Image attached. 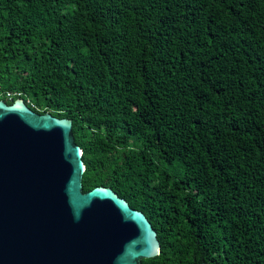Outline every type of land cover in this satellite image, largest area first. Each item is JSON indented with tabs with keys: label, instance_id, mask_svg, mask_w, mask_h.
<instances>
[{
	"label": "trees",
	"instance_id": "obj_1",
	"mask_svg": "<svg viewBox=\"0 0 264 264\" xmlns=\"http://www.w3.org/2000/svg\"><path fill=\"white\" fill-rule=\"evenodd\" d=\"M0 86L73 120L143 264H264V0H0Z\"/></svg>",
	"mask_w": 264,
	"mask_h": 264
},
{
	"label": "water",
	"instance_id": "obj_2",
	"mask_svg": "<svg viewBox=\"0 0 264 264\" xmlns=\"http://www.w3.org/2000/svg\"><path fill=\"white\" fill-rule=\"evenodd\" d=\"M73 120L0 99V264H143L161 254L147 216L111 187L84 192Z\"/></svg>",
	"mask_w": 264,
	"mask_h": 264
},
{
	"label": "built area",
	"instance_id": "obj_3",
	"mask_svg": "<svg viewBox=\"0 0 264 264\" xmlns=\"http://www.w3.org/2000/svg\"><path fill=\"white\" fill-rule=\"evenodd\" d=\"M15 96H16V94L13 92H4L0 86V99L5 100L6 102L9 103V102L13 101ZM27 104H31L32 106L35 105L31 101H28Z\"/></svg>",
	"mask_w": 264,
	"mask_h": 264
}]
</instances>
